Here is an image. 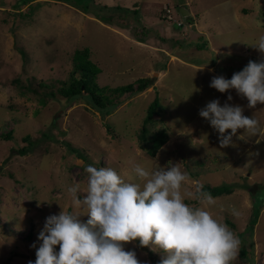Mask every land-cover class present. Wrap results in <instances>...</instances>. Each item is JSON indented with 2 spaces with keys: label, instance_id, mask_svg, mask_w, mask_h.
I'll return each instance as SVG.
<instances>
[{
  "label": "rangeland",
  "instance_id": "obj_1",
  "mask_svg": "<svg viewBox=\"0 0 264 264\" xmlns=\"http://www.w3.org/2000/svg\"><path fill=\"white\" fill-rule=\"evenodd\" d=\"M118 6L129 10H112ZM262 35L264 0H0V264H35L38 235L62 209L87 223L68 193L73 184L86 187V166L112 168L136 183V165L153 172L172 164L187 173L186 191L234 189L212 205L185 202L206 207L238 236L233 264H264V105L251 109L235 89L210 87L214 76L230 80L249 61L264 60L253 47ZM84 48L102 71L99 86L142 78L152 85L116 99L106 113L85 96L67 100L59 89L74 52ZM156 97L148 136L165 130L169 137L153 157L138 138ZM213 100L239 105L259 131L239 130L221 148L219 133L199 115ZM125 250L140 264H160L164 256L139 241Z\"/></svg>",
  "mask_w": 264,
  "mask_h": 264
},
{
  "label": "clouds",
  "instance_id": "obj_2",
  "mask_svg": "<svg viewBox=\"0 0 264 264\" xmlns=\"http://www.w3.org/2000/svg\"><path fill=\"white\" fill-rule=\"evenodd\" d=\"M253 47L264 54V35ZM210 87L220 93L235 89L251 109L264 105V60L249 61L230 80L214 76ZM199 115L219 133L221 148L231 146L239 130L259 131L258 121L246 117L239 105L222 107L219 100H213ZM84 171L86 187L73 184L68 193L74 206L86 210L87 223L64 209L49 216L38 235L42 243L35 264H140L135 251L125 250L126 244L135 241L162 252L160 264H233L240 246L238 236L206 207L185 202L190 198L207 206L215 200L200 188L195 193L184 189L188 175L180 164L153 172L136 165V183L126 182L108 167L88 165ZM81 192L83 199L78 195ZM232 215L239 213L233 209Z\"/></svg>",
  "mask_w": 264,
  "mask_h": 264
},
{
  "label": "trees",
  "instance_id": "obj_3",
  "mask_svg": "<svg viewBox=\"0 0 264 264\" xmlns=\"http://www.w3.org/2000/svg\"><path fill=\"white\" fill-rule=\"evenodd\" d=\"M89 1L94 2V0ZM112 10L128 11L129 9H124L118 6L114 7ZM134 13L137 14V11H134ZM72 61L73 69L70 73L68 82L62 83V87L59 89L60 94L67 100H73L85 96L93 108L103 113H106L117 105L115 102L116 99L124 95H134L144 92L152 85V80L150 78H142L137 80L135 83L118 86L115 88L99 86L95 80H97V76L102 71L92 61L91 51L89 48L76 50L73 54ZM50 96L52 97L54 94L52 93ZM45 98L46 97L40 98L44 104L46 103ZM159 101V97H156V99L149 106L147 111L148 114L145 119V125L138 138V140L141 142V148L146 150L153 157H155L158 151L168 142L169 137L165 130L155 132L154 134H151V137L148 136L147 126L153 121L154 116L158 113V109L160 107ZM11 134L12 132L4 135V138L10 139ZM24 140L25 142H29L30 136L25 137ZM22 153L24 154L25 150ZM201 190L210 193L213 197L230 195L234 191V189L230 186H203ZM254 225L255 221H252L250 224L251 231ZM242 255L245 256L246 253L243 252Z\"/></svg>",
  "mask_w": 264,
  "mask_h": 264
},
{
  "label": "water",
  "instance_id": "obj_4",
  "mask_svg": "<svg viewBox=\"0 0 264 264\" xmlns=\"http://www.w3.org/2000/svg\"><path fill=\"white\" fill-rule=\"evenodd\" d=\"M181 13L184 17H187V15H189V13L183 8L181 9Z\"/></svg>",
  "mask_w": 264,
  "mask_h": 264
},
{
  "label": "built area",
  "instance_id": "obj_5",
  "mask_svg": "<svg viewBox=\"0 0 264 264\" xmlns=\"http://www.w3.org/2000/svg\"><path fill=\"white\" fill-rule=\"evenodd\" d=\"M167 14H169V15L171 14V11H170V9H168V10H167Z\"/></svg>",
  "mask_w": 264,
  "mask_h": 264
}]
</instances>
